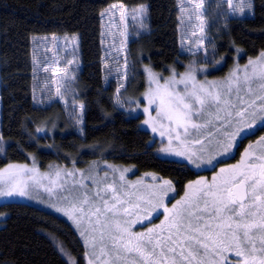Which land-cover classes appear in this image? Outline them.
Here are the masks:
<instances>
[{
	"label": "trees",
	"instance_id": "1",
	"mask_svg": "<svg viewBox=\"0 0 264 264\" xmlns=\"http://www.w3.org/2000/svg\"><path fill=\"white\" fill-rule=\"evenodd\" d=\"M113 2L127 8L143 5L142 21L130 20L128 29L124 96L133 86L136 94L144 87V63L161 71L195 60L219 75L264 50V0H252L251 14L236 17L226 0H204V43L194 55L179 50L177 0H0V167L29 159L41 168L99 160L130 168L131 177L151 172L172 181L176 194L181 193L188 182L210 171L159 157L156 139L139 126L141 116L117 108V82H105L101 60L100 12ZM48 33L74 34L78 52L75 47L72 77L63 80L61 99L39 106L32 94L31 38ZM260 134L264 127L243 136L232 158L248 138ZM0 214V264H69L50 236L77 264H86L83 241L65 218L18 200L1 202Z\"/></svg>",
	"mask_w": 264,
	"mask_h": 264
},
{
	"label": "snow or ice",
	"instance_id": "2",
	"mask_svg": "<svg viewBox=\"0 0 264 264\" xmlns=\"http://www.w3.org/2000/svg\"><path fill=\"white\" fill-rule=\"evenodd\" d=\"M187 2L200 21L198 31L203 33L204 0ZM227 2L233 14L252 9L251 0L235 5L233 0ZM203 43L199 39L197 49ZM205 70L192 65L184 73L173 70L161 84L146 68L149 91L145 99L149 107L144 108L148 119L143 123L153 133L167 136L168 143L160 152L185 157L196 167L211 165L217 157L230 153L243 133L264 127V52L243 68L237 65L222 81L198 82L197 71ZM63 71L55 69L56 73ZM179 85H183L182 91ZM61 87L56 89L58 96L62 95ZM108 167L113 183H106L108 172L100 179L81 172V179L76 181V172L57 170L52 187L45 189L49 193L57 187L63 190L64 184L57 183L62 175L73 178L74 185L84 189L79 194L70 190V206L57 210L73 219L77 228L87 223L81 236L93 248L88 264H232L228 253L234 254L236 264H264V136L245 149L237 164L221 168L211 182L204 177L189 182L171 208L165 200L174 191L172 181L164 180L146 194L139 193L136 184L125 183L124 173L130 169ZM117 172L119 187L115 183ZM28 173L33 175L25 179ZM35 173L36 169L27 165L9 164L0 169V196H27L29 180L40 183ZM84 180L92 181L94 193ZM109 193L110 198L105 199ZM161 209L164 219L158 225L144 232L134 231L135 226L151 223ZM69 264L77 262L70 259Z\"/></svg>",
	"mask_w": 264,
	"mask_h": 264
},
{
	"label": "rangeland",
	"instance_id": "3",
	"mask_svg": "<svg viewBox=\"0 0 264 264\" xmlns=\"http://www.w3.org/2000/svg\"><path fill=\"white\" fill-rule=\"evenodd\" d=\"M178 1V12H179V50L180 53H185L189 55H194V53H198L202 50V47L197 49V41L199 39H203L204 34L199 32L198 29L200 27V21L196 19V14L193 10V6L187 2V0H177ZM227 1V0H226ZM240 0H233L234 5L239 4ZM228 3V2H227ZM252 3V0H251ZM112 5H116L115 8L111 7ZM123 6L122 8L120 6ZM143 5H138L136 8H127L124 4L120 2H113L103 8L100 12V20H101V38H102V71L105 82L112 79L117 82V89L116 95L114 97L115 104L117 108L125 111L126 113H130L132 115L141 116V120L139 122V126L144 129H147L150 133L152 138L156 139V154L161 158H167L171 160H178L186 163L189 167L193 168L195 171L199 172L202 170L210 169L209 174H199V176L192 180L196 181L199 180L201 177H204L208 182H211L212 177L216 175L221 168H227L230 165L237 164L240 159L242 153H244L245 149L249 147V145L255 144L261 136L264 134L257 135L253 137L252 140L248 138L245 144L237 153V156L234 158L233 155L236 152L238 143L243 136L253 134L252 129L250 132L243 133L240 137L237 138L236 144L233 147L232 151L225 156L217 157L211 165L203 164L200 167H196L194 164L190 163L185 157L177 156L171 153H162L159 149L168 143L167 136L161 137L158 133H153L151 128L145 125L143 122L148 119V114L144 112V108L149 107L148 100L145 99L146 93L149 91V78L146 68H150L151 71L157 75L161 84L169 79L172 76L173 70L178 73H184L187 68L192 65L197 69L204 67L206 70L203 72L197 71V81L198 82H205V81H222L225 77L229 75V73L239 65L240 68H243L244 65L248 63L250 59L255 60L257 57L260 56L264 50H261L257 56L249 57L246 62L241 63L239 61L233 63L231 67L224 73V74H211L214 70L208 63H200L196 62L195 60L192 62L185 63L183 68H178L176 65L168 66L166 70L157 71L152 68L150 63H144V65L140 68L143 72L144 78V87L139 89V93L136 94L135 86L130 88L126 95H123V90L127 86V45L129 42L128 36V29L130 27V20H138L139 22L142 21V14L140 9ZM181 8H184L185 11H181ZM228 10L230 15L236 17L241 15H248L251 14L252 9L249 11L247 8L243 14L236 13L233 14L228 6ZM203 12V11H202ZM201 12V15H202ZM195 33V35H193ZM75 39V40H74ZM31 52H32V86H33V100L36 105H49L52 101H56L61 99V95H56V89L61 87L63 80L65 77L71 78L72 73L69 71L71 68V63L69 61H73L75 58V53L77 50L78 41L74 34L70 35H63L62 37H56L53 34H42L33 36L31 38ZM76 47V50H75ZM191 49V51L189 50ZM78 52V50H77ZM60 60L69 64L67 66H61ZM60 68L65 70L60 73H56L55 69ZM47 69V71H45ZM66 73V74H65ZM55 81V82H54ZM107 83V82H106ZM123 85V87H121ZM152 87H155L154 85ZM179 90H183V85L177 86ZM63 86L61 87V94L63 92ZM136 91V92H135ZM76 107V106H74ZM151 115L155 117L157 115L155 111V106H152ZM167 122L165 121V124ZM207 158V155L205 156ZM232 158V159H231ZM9 164L15 165H27L29 168L36 169V178L39 180V184H33L31 180H29V194L27 196H0V203L5 201L11 200H18L24 201L31 205H35L42 209H47L48 211L54 213L55 215H59L62 218H65L70 222L73 228L77 231L78 236L82 239V243L84 245V262L88 264V256H91L93 253V248L90 244L86 245L85 238L81 236V232L87 228V223L83 224L80 228H77V225L74 223L73 219H71L68 215H66L63 211H58L57 209L67 208L70 206V202L72 200V196L69 194L70 190H75L77 194L83 193L84 189L79 187V185H74L73 178L61 176L60 179L57 181L58 184H64L63 190L61 188H53V191L49 193L46 191V188L52 187L51 181L56 180V172L57 170H63L64 172L67 171H74L77 173L75 180L79 181L81 179L80 173L82 172L85 176L92 174L96 176L97 179L104 177L105 172L109 173L108 179L106 183H113V173L111 169L108 167L111 165L113 168L116 169H130L128 167H118L112 163H103V161L98 162H89L87 165H79L72 163L70 165H63L61 163H49L47 167L41 168L38 163H36L35 159H29V161L24 162H15L9 161L8 163L1 166L0 169L6 168ZM133 170L124 173L125 183H132L137 185V189L139 193L146 194L148 191L151 190L152 186L159 185L165 179L155 175L151 172L143 173L141 175H135L132 177L129 174H132ZM98 174V175H97ZM33 174L28 173L24 176L25 179H28ZM168 180V179H166ZM67 181V183H65ZM191 182V181H190ZM84 184L88 185L92 192H95V185H93L92 181L84 180ZM115 183L117 187H119L120 180H119V173H115ZM189 184V182H188ZM186 184V185H188ZM185 185V186H186ZM173 186V184H172ZM185 186L183 187V191L181 193L176 194V191L169 193V198H166L165 203L166 205L171 208L172 204H174L177 200L184 195ZM174 188V187H173ZM110 193L105 196V199L110 198ZM64 197H68L67 200ZM127 206V205H126ZM87 211V208L85 209ZM3 215L0 214V226L2 224L1 219ZM164 219L163 210L161 209L159 214L151 220V223H145L143 226H135L134 231L136 232H144L148 228L153 227L154 225H158L161 220ZM94 222V221H93ZM97 238L99 234L97 233ZM51 240L55 243L56 248H58L59 252L62 253L66 261L69 263V260H74V257L68 253L60 240L56 239L55 237L50 236ZM89 240H91V235H89ZM259 247V244H257ZM63 249V252L61 251ZM97 254L99 253V244H97L96 248ZM86 253L88 255H86ZM228 255L229 259L232 261V264H236V257L232 253L226 254ZM75 261V260H74Z\"/></svg>",
	"mask_w": 264,
	"mask_h": 264
}]
</instances>
